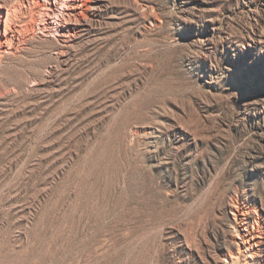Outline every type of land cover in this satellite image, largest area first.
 Returning a JSON list of instances; mask_svg holds the SVG:
<instances>
[{
    "label": "rangeland",
    "instance_id": "rangeland-1",
    "mask_svg": "<svg viewBox=\"0 0 264 264\" xmlns=\"http://www.w3.org/2000/svg\"><path fill=\"white\" fill-rule=\"evenodd\" d=\"M90 2L0 0V264H219L230 204L264 229V0Z\"/></svg>",
    "mask_w": 264,
    "mask_h": 264
},
{
    "label": "bare ground",
    "instance_id": "bare-ground-1",
    "mask_svg": "<svg viewBox=\"0 0 264 264\" xmlns=\"http://www.w3.org/2000/svg\"><path fill=\"white\" fill-rule=\"evenodd\" d=\"M90 3L94 13L96 7L104 5V0H91ZM234 206L236 204L233 207L231 204L229 206L231 211L229 212L233 214L234 229L236 231V234H234L235 232L233 234L230 232L231 235L229 233V241L234 249L230 252L227 249L228 254L225 255V258L223 257L224 259H219V264H264V229H259L260 226H257L255 212L252 208L245 205Z\"/></svg>",
    "mask_w": 264,
    "mask_h": 264
}]
</instances>
